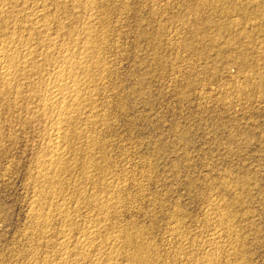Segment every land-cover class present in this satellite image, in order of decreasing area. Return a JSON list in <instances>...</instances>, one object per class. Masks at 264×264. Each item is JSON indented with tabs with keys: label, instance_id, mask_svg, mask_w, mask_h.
I'll list each match as a JSON object with an SVG mask.
<instances>
[{
	"label": "rangeland",
	"instance_id": "obj_1",
	"mask_svg": "<svg viewBox=\"0 0 264 264\" xmlns=\"http://www.w3.org/2000/svg\"><path fill=\"white\" fill-rule=\"evenodd\" d=\"M88 1L111 62L95 98L106 122L90 131L127 181L122 224L169 259L178 216L200 259L221 204L240 220L246 261L264 264V0ZM28 101L0 103V264L47 251L33 243L44 122L26 117Z\"/></svg>",
	"mask_w": 264,
	"mask_h": 264
},
{
	"label": "bare ground",
	"instance_id": "obj_2",
	"mask_svg": "<svg viewBox=\"0 0 264 264\" xmlns=\"http://www.w3.org/2000/svg\"><path fill=\"white\" fill-rule=\"evenodd\" d=\"M76 8L86 15L81 22ZM93 11L88 0H0V103L10 108L30 100L23 113L44 122L36 176L46 187L35 197L33 243L47 251L31 254L32 264H249L240 220L221 204L211 207L208 250L200 259L178 216L169 259L142 229L120 221L127 181L106 164L105 143L90 131L106 122L95 98L111 63L102 55L109 35L96 28L100 16ZM74 168L82 178H73Z\"/></svg>",
	"mask_w": 264,
	"mask_h": 264
}]
</instances>
